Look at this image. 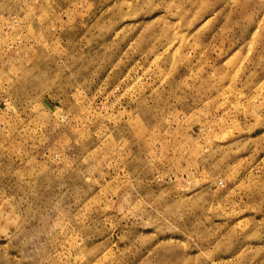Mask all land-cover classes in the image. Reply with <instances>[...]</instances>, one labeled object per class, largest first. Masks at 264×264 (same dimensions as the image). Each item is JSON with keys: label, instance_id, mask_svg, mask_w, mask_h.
<instances>
[{"label": "rangeland", "instance_id": "374dc122", "mask_svg": "<svg viewBox=\"0 0 264 264\" xmlns=\"http://www.w3.org/2000/svg\"><path fill=\"white\" fill-rule=\"evenodd\" d=\"M0 264H264V0H0Z\"/></svg>", "mask_w": 264, "mask_h": 264}]
</instances>
